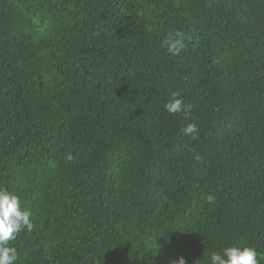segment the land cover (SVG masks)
I'll use <instances>...</instances> for the list:
<instances>
[{
    "label": "trees",
    "instance_id": "16d2710c",
    "mask_svg": "<svg viewBox=\"0 0 264 264\" xmlns=\"http://www.w3.org/2000/svg\"><path fill=\"white\" fill-rule=\"evenodd\" d=\"M0 188L14 264H264V0H0Z\"/></svg>",
    "mask_w": 264,
    "mask_h": 264
},
{
    "label": "clouds",
    "instance_id": "9594fccd",
    "mask_svg": "<svg viewBox=\"0 0 264 264\" xmlns=\"http://www.w3.org/2000/svg\"><path fill=\"white\" fill-rule=\"evenodd\" d=\"M162 46L168 53L179 55L185 48L184 33L180 30L169 32L164 38ZM178 96V93H173L164 107L173 115L187 114L191 111V105H186ZM183 132L184 135L195 138L199 129L196 124L189 123L184 127ZM67 159H73L70 153L67 155ZM215 199L212 194L206 197L208 203H213ZM34 227L32 212L22 207L20 197L7 189L0 188V264H14L18 258V252L9 242L15 240L22 231H33ZM208 259L209 264H260L255 248L235 245L224 248L222 253L213 252ZM174 264H186V261L181 257Z\"/></svg>",
    "mask_w": 264,
    "mask_h": 264
}]
</instances>
